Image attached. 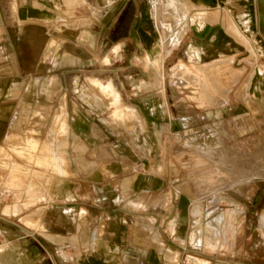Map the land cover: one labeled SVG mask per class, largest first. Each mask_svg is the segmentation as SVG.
<instances>
[{"label": "rangeland", "instance_id": "rangeland-1", "mask_svg": "<svg viewBox=\"0 0 264 264\" xmlns=\"http://www.w3.org/2000/svg\"><path fill=\"white\" fill-rule=\"evenodd\" d=\"M153 2L152 0V6ZM156 2L158 4V0ZM165 6L167 10L165 8L163 13L167 15L169 8ZM179 7L181 14L185 16L184 25L191 23L192 26H197L200 23L199 16H192L190 19L192 11L189 12L187 6L180 5L179 2ZM232 8L237 14L236 18L240 20L239 25L243 26L245 20L238 8ZM260 12L261 28L264 30V5L260 6ZM153 23L156 28L155 36L150 39L149 45L158 52L162 46L158 45L160 33L154 22V15ZM245 28L250 35L249 27ZM190 36L191 33L168 59L166 57L163 60L160 70L155 67L152 57L154 52L148 57L144 53L131 54V57L123 54L118 61L114 60L111 64L112 58L107 60L114 48L111 37L102 39V43L91 52L83 45L77 47L82 51V67L72 72L71 89L68 86V91H65L67 89L59 87L55 115L64 100L68 112L82 115L91 132L83 139L71 133L66 137L58 136L61 141L71 140L70 148L68 144L63 149L68 161L65 169L69 175L61 185L59 193L54 194V199L47 200L48 195L43 194L46 201L39 208L23 211V216H26L40 210V216L29 217L25 223L22 220V224L19 217H14L13 212L10 213L9 208L6 210L9 217L0 213L3 219L0 220V264H90L92 261L95 264H115L112 255L119 256L121 264V258L128 252H131L134 264H182L178 262L176 253L168 250L163 254L167 248H175L172 247L175 243L161 245L171 228L173 231L180 228L179 223L172 224L173 216L166 223H163L162 217L156 221L151 218L160 215L161 210L154 211L155 216L144 217V200L142 203L134 202L137 196L133 192L131 222L125 221L116 225V230L113 228L114 221L126 215L123 211L116 210L127 205L129 200L128 193L122 186L123 180L129 175L140 173L141 163L146 165L141 168L144 170L142 172H149L155 163L141 160L151 159L150 149L157 160L160 155L168 159L169 168L165 173H169L166 175L169 187L186 185L194 190H205V193L210 190L206 194L201 193L200 200L209 198L204 201L203 210L206 212V207H210L203 224L207 234L205 245L209 250L215 251L216 264H264V118L247 117L245 120L249 131L242 138L234 129L236 119H228V127H233L232 146L234 148L242 145L245 161L231 162L227 157L230 150L224 148L225 143H221V149L215 151L212 143L204 139L210 136L207 114L228 102L230 90L238 83L239 78H242L243 84L250 70L241 76L239 60L237 58L234 61L230 57L233 54L229 49L228 53H221L219 50L207 53L206 50L194 46L203 52L201 56L195 54L193 48L190 51L193 46ZM251 39L261 49L259 54H248L247 61L255 64L254 56H264V46L260 39ZM116 41L122 44L124 39ZM133 45L137 44L133 42ZM46 59L48 57H45V61ZM184 71L186 73L181 75ZM255 72L256 70L250 74L240 92V97L249 105V90ZM176 73L184 80L173 85L172 79ZM89 80H100L103 85L113 84L118 101L108 106L91 88ZM239 87L234 88L233 94ZM68 92L70 94L65 100L63 94ZM190 95L196 100H191ZM117 112L118 117L115 115ZM73 120L72 117L71 121ZM46 122L45 116L41 118L40 115H34L28 134H8L12 138L7 135L6 138L9 139L3 145L9 147L10 144H18L19 147L7 151V154L4 151V156H1L7 161H0V183H6L10 176L12 184L8 187L16 186L17 183L18 190L27 188L24 202L27 200L28 205L34 203L31 198L33 183L46 180L48 174L54 172L53 162L39 159L54 152L48 148V142L41 145L49 135L42 133ZM63 124L64 121L58 126ZM36 127L40 129L37 133L34 131ZM246 132V129H242L243 134ZM36 135L39 136L36 143L29 139L22 144L25 136L36 138ZM130 156L131 162L128 161ZM56 165L59 166L58 163ZM57 167L55 170L60 171ZM239 167L246 168V171H239ZM165 168L166 162L161 161L153 172L162 175ZM8 187L5 188L4 184L0 186L2 208L14 206L20 199V195L13 192L15 187L12 191ZM64 193H68L65 196L67 200L64 199ZM194 196H198V193ZM54 201L56 204H50ZM153 202H161L163 208L172 207L169 194ZM202 202L192 203L191 207L195 206L191 210L194 220L188 221L179 232V237L184 240L189 234L188 249H196L201 243L199 239L203 226L199 204ZM53 206L56 208L49 209ZM220 206L223 207L222 210ZM19 212L17 209L15 213ZM61 216L64 217V223ZM260 220L263 226L260 225ZM26 236H29L28 239L24 238ZM64 236L67 238H63ZM69 236L72 238L69 239ZM232 238H235V242ZM37 246L38 250L34 248ZM187 264L205 263L201 259L199 261L198 258L189 257Z\"/></svg>", "mask_w": 264, "mask_h": 264}, {"label": "crops", "instance_id": "crops-1", "mask_svg": "<svg viewBox=\"0 0 264 264\" xmlns=\"http://www.w3.org/2000/svg\"><path fill=\"white\" fill-rule=\"evenodd\" d=\"M153 1L152 6V0H0V157L4 156V151L7 154V151L19 147L18 144H10L9 147H4L3 145L10 138L8 134L12 136H24L28 134L34 115H43L47 118L42 133L49 135L47 140L42 142L41 145L43 146L46 142L50 141L48 148L54 151L46 157L39 158L41 161L53 162L54 172L49 173L46 180H37V183H33V196L31 198L34 200V203L32 205H28L26 203L27 200L24 202L27 188L22 190L19 188L18 190V187H16L17 183L16 186L8 187L7 183L11 178L10 176L5 181L6 183L1 181L0 186L4 184L5 188H11V191L15 187L13 192L20 195V199L18 200L20 204L5 206L4 208L0 207L2 216L9 217L6 213L8 208L10 209V213L13 212L14 217H19L20 221L22 222L23 220L24 223L29 217L40 216V210L26 216H23V211L39 208L38 206L43 201H46L43 199V194L48 195L47 200L54 199L56 197L54 194L59 193L61 185L69 175L65 169V164L68 161H66L63 149L68 144L70 148L71 140L64 139L61 141L58 139V136L62 135L66 137V135L71 133L83 139L85 135L91 132L82 115H73L72 111L68 112L65 102H63L64 100L61 103L64 105L63 111L66 115L63 126H56L54 119L57 117L55 115V101L59 95V87L67 89L65 91H68V86L71 89L73 83L72 72L82 67L83 55L82 51L77 47L83 45L91 52L96 49L97 45L102 43V39L111 37L114 48L112 55L107 59L112 58L111 64L114 60L118 61L123 54L131 57V54L138 55L139 53H144L148 57L150 53L156 52L154 47L149 45L150 39L155 36L153 15L161 37L160 23L164 14L162 3L157 4L156 0ZM177 1L180 2V5L187 6L190 9L189 12L192 11L190 19L192 16H199L198 20L200 23L197 26H192L191 23L188 25L182 41L177 47L170 49V54H173L182 45L183 40L191 33L190 37L193 39V46L190 47V51L193 48L195 54L198 53L201 56L203 52L194 48V46L206 50L207 53L215 50H219L221 53H228L229 49L233 54L230 57L234 61L237 58L239 60L242 67L239 70L242 72L241 76L248 70H250V74L254 70L257 72H255L252 79L253 84L251 82L252 86L249 90L248 99L251 101L250 105L244 98L240 97V92L244 88L250 76L249 74L243 84L242 78H239L238 83L230 90L228 102L223 104L224 106L213 109L206 116L209 119L207 127L210 136L204 139L212 143L215 151L221 149V143H225L224 148L230 150L227 157L230 158L231 162L245 161V151H243L242 145L240 144L234 148L232 146L231 129L233 127L229 128L227 123L228 119H236V127L234 129L239 134V137L242 138L249 131L248 123L245 120L247 117L264 118V56H254L256 59L255 64L247 61L249 60L248 54H259L261 50L254 44L251 38L260 39L264 46V30L261 28L262 17L260 15V6L264 5V0ZM230 4L236 9L238 8L244 18V28L242 25H239L238 21L240 20L236 18L235 9ZM246 26L249 27L250 35H248ZM121 38L124 39L122 44L116 41ZM244 38L251 39L253 43L251 47L252 52ZM133 42L137 45H133ZM243 56L245 57L243 58ZM45 57H48V60L46 59L45 61ZM168 58L169 56L166 59ZM237 86L240 87L233 94L234 88ZM69 94V92L63 94L65 100ZM190 99L196 100L193 95H190ZM219 99L221 101V97ZM61 104L58 113L62 108ZM72 117L74 118L73 122L71 121ZM36 124L40 123L36 122ZM35 129L36 133L40 131L38 127ZM242 129H246L247 132L243 134ZM34 131L32 132L34 133ZM237 133L236 135H238ZM7 135L9 138H6ZM201 136L203 137L204 134ZM35 137L25 136L24 140L22 139V144L27 143L29 139L38 141L37 138L39 136L36 135ZM262 141L260 142L261 156H263ZM149 157L151 158L150 160H141L153 161L155 163L150 167L149 172H142L144 170L141 168L146 165L141 163L139 165L140 173L134 176L129 175L123 180L122 186L126 189L129 200L127 201V205L116 210L123 211L126 214V218L116 219L115 223L113 222V228L116 230V225L118 226L125 221L131 222V192H133V195L137 196L133 200L134 202L144 200L143 205L145 207H143L142 211L144 217L148 215L155 216L156 213L154 211L161 210L160 215H156V218H151L156 221V219L161 220L162 217L164 218L163 223H166L173 216L172 224L178 222L180 225V228L175 231L171 228L170 233L162 240L163 243L161 245L163 246H167L166 243L176 244L172 246L175 248H167L163 254H166L168 250L176 253L178 262L182 264H187L189 257L198 258L199 261L201 259L205 264H216L217 257L215 251L209 250L205 245L207 234L205 233L203 224L210 207H206V212H203V210L204 201L209 198L200 200L201 193L206 194L210 190L205 193V190H194L186 185L169 187V181L166 177L169 173H165L169 168L167 165L168 159L160 155L157 160L155 155H153L152 149L149 150ZM235 158L238 159L235 160ZM4 159L1 157L0 161H7ZM128 161H132L131 156L128 158ZM161 161L166 162V168L162 175H158L153 172V169ZM56 163L59 164L58 167ZM56 167L60 171L55 170ZM238 170L246 171V168L239 167ZM170 176L173 175L170 174ZM48 187H51V190H48ZM168 190L170 192H167ZM197 193L198 196H194ZM67 194H63L64 199H66L65 196ZM168 194L171 196V208H163L161 202H153V200L162 199ZM193 199L196 200L193 202ZM200 202H202L199 205L202 211L201 224L203 226L199 239L201 243L197 245L196 249H188L187 243H190L189 234L184 240L179 237V232L181 227H184L188 221L191 220L193 222L194 220L191 216V210L195 206L192 208V203ZM50 204H56V202L54 201ZM53 208H56V206L49 207V209ZM222 208L220 206L221 210ZM17 209L20 211L18 214L15 213ZM140 209L141 207L138 210ZM146 212L151 213L145 214ZM60 218L64 223V217L61 216ZM0 220L3 219L0 217ZM260 225L263 226L261 220ZM28 237L24 238L28 239ZM54 237L56 239V236ZM63 238L66 239L67 237L64 236ZM71 238L69 236V239ZM232 240L235 242V238H232ZM184 245L185 247H181ZM40 246L42 245L40 244ZM191 246L193 245L191 244ZM34 248L38 250V246ZM37 255L40 254L38 253ZM105 259L107 262L106 257ZM112 259L115 264H119V256L112 255ZM121 259V264H134L131 260V252H128ZM90 264H95V262L92 261ZM166 264L168 263L166 262Z\"/></svg>", "mask_w": 264, "mask_h": 264}, {"label": "bare ground", "instance_id": "bare-ground-1", "mask_svg": "<svg viewBox=\"0 0 264 264\" xmlns=\"http://www.w3.org/2000/svg\"><path fill=\"white\" fill-rule=\"evenodd\" d=\"M159 3H162L163 10L166 8L165 5L168 6L169 14H167V15L163 14V16L161 18L162 19V22L160 23V25H161V37H160L159 45L162 46V49H160V51H158V52L157 51L154 52V54L152 56L155 67L158 70L161 69V63L163 62V60L169 56L170 47H177L180 44V42L182 41L183 36L185 35V33L188 29L187 24L182 25V24H184L185 16L182 15L183 13L181 14L179 2L177 0H158V4ZM166 10H167V8H166ZM244 40L252 47L251 39L244 38ZM184 73H186V71L181 73V75H183ZM179 75L180 74H178V73H176L174 75V77L172 79L173 85H177V81H179V80H184L183 77H179ZM89 83H90L91 88L96 92L97 96L100 97L101 99H103L104 101H106L108 106H111L113 103H116L118 101L117 94L114 90V87L111 84L103 85L101 82L95 81V80H89ZM63 109H64V105H62L61 110L59 111V113L57 114V117L55 118V125L56 126L61 125L64 121L65 113H64ZM115 115L118 117L119 113L117 112V113H115ZM40 117L44 118L43 115H40ZM51 140H52V138H51ZM29 141L36 143L34 140H29ZM48 143H50V141ZM198 151H200V150H198ZM11 184H12V182H11V180H9L7 185L11 186Z\"/></svg>", "mask_w": 264, "mask_h": 264}]
</instances>
